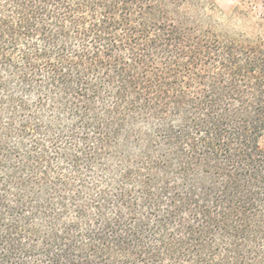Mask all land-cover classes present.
Returning <instances> with one entry per match:
<instances>
[{"label": "trees", "instance_id": "16d2710c", "mask_svg": "<svg viewBox=\"0 0 264 264\" xmlns=\"http://www.w3.org/2000/svg\"><path fill=\"white\" fill-rule=\"evenodd\" d=\"M251 3L0 0V264H264Z\"/></svg>", "mask_w": 264, "mask_h": 264}, {"label": "rangeland", "instance_id": "374dc122", "mask_svg": "<svg viewBox=\"0 0 264 264\" xmlns=\"http://www.w3.org/2000/svg\"><path fill=\"white\" fill-rule=\"evenodd\" d=\"M217 9L222 13H229L235 6L240 5V0H212ZM252 8V14L259 16L264 13V8L261 4V0H250ZM226 24V23H225ZM229 27L233 24L229 23ZM228 25V24H227Z\"/></svg>", "mask_w": 264, "mask_h": 264}]
</instances>
